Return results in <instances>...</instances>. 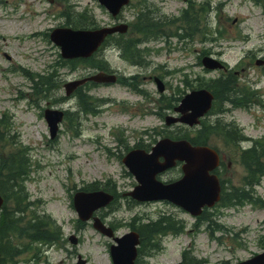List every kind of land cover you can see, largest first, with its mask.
<instances>
[{"label": "rangeland", "instance_id": "obj_1", "mask_svg": "<svg viewBox=\"0 0 264 264\" xmlns=\"http://www.w3.org/2000/svg\"><path fill=\"white\" fill-rule=\"evenodd\" d=\"M256 1H149L153 16L162 20L180 17L189 2H194L197 8L200 4H209L211 11L206 19L212 35L208 37L215 41L201 43L195 39L184 43L171 39L170 44L165 41L149 43L144 45L152 50L151 57L147 58L149 64L140 68L123 61L117 49H104L98 57H104L111 70L120 76L140 75L143 80L140 88L145 94H135L120 84L91 85L86 92L110 102L101 105L99 115L90 116L79 112L76 98H67L64 86L88 78L96 70L80 65L74 71L65 65L60 49L46 33L67 26L73 21V12L85 10L101 27L118 22L130 24L137 14V0H132L119 21L113 20L96 0H55L54 4L45 0H0V119L4 117L7 125L8 148L12 151L25 148L31 165L29 179L24 184L29 194V206L24 214L17 216L23 218L24 225L31 218L44 216L56 221L62 229L60 240L51 246L40 245L38 240H15V252H22L16 258L17 264H113L110 247L114 241L94 229L92 221L79 226L78 214L73 207L74 195L80 189L93 182L107 181L116 184L120 198L114 207L97 214L108 227H117L118 236L130 231L125 225L133 219H137L138 226L161 217H171L187 225V233L177 239L172 235L165 237L163 251L150 257L143 255L139 264H177L182 261L183 253L191 248L193 251L189 256L207 264H236L263 252L264 207L259 203L214 209L213 214L221 215L213 218L212 238L208 225L198 229L195 218L169 203H138L124 196L134 190L137 182L121 159L128 148H134L142 140L149 149L156 141L167 137L166 134L184 135L190 131L192 136L196 135L197 129L179 125L167 127L165 117L173 111L160 110L165 104L157 103V100L171 97L178 87L182 94L176 96H184L196 87L198 78L208 82L226 74L206 71L198 59L203 51L210 52L213 58L221 59L231 71L237 72L238 87L251 90L252 99L258 102L250 104L249 109L211 114L206 120L234 123L244 136L264 139V65H257L258 61L264 60V5H258ZM69 6L72 9L67 11ZM62 12L70 14V19L60 17ZM205 26L203 23L201 28ZM217 29L225 31L224 38L219 37ZM22 68L32 74H53L54 93L48 98L35 95ZM154 76L165 83L164 94L158 92L152 81ZM185 76H188L187 81L190 80V87H184ZM49 108L69 111L75 118L74 122L67 119L61 123L55 139H51L44 117V111ZM224 108L230 109V106L224 105ZM119 137L125 141L124 146ZM209 143L219 150L221 158H226L220 169L225 189L244 188L246 170L240 164L238 152L218 138L212 137ZM249 146L250 143H244L241 148L245 150ZM181 175L180 169H174L160 179L169 182ZM252 196L254 201L257 198L264 200V179ZM8 207H11L10 202ZM217 225L228 231H217ZM49 228L51 230L52 226ZM74 238L76 244H73Z\"/></svg>", "mask_w": 264, "mask_h": 264}, {"label": "water", "instance_id": "obj_2", "mask_svg": "<svg viewBox=\"0 0 264 264\" xmlns=\"http://www.w3.org/2000/svg\"><path fill=\"white\" fill-rule=\"evenodd\" d=\"M53 2V0H50ZM101 5L116 17L121 9L129 4L130 0H98ZM127 26L104 28L96 31H73L71 29H57L52 35V41L61 47L62 57L65 59L91 57L109 35L127 32ZM206 68L213 70L221 65L206 57L203 60ZM98 83L115 82L114 76L99 74L90 78ZM87 80L73 82L66 85L67 95L70 96ZM159 90L164 91V85L157 80ZM213 96L207 90L194 91L185 96L176 112L182 114L180 118L168 117L167 124L177 122L191 127L198 125L212 107ZM64 112L59 110L46 111V120L49 124L51 136L55 138L58 125L62 122ZM164 161L161 162L160 159ZM185 162L183 166L184 178L170 185H163L157 181V175L176 166L177 162ZM124 164L129 168L140 186L129 195L139 201L168 200L194 216H199L204 207H213L220 199V184L212 172L219 165L218 155L207 147H193L186 141L162 140L148 154L142 150L130 152L124 158ZM113 197L103 192L94 194L79 193L75 197V207L82 221L89 220L93 213L109 205ZM3 200L0 197V207ZM86 205V206H85ZM95 227L104 234L112 237L111 229H106L98 219ZM119 246L112 247L115 264H134L137 257L136 246L139 244V235L131 233L122 239H116ZM1 257V255H0ZM240 264H264V253Z\"/></svg>", "mask_w": 264, "mask_h": 264}, {"label": "trees", "instance_id": "obj_3", "mask_svg": "<svg viewBox=\"0 0 264 264\" xmlns=\"http://www.w3.org/2000/svg\"><path fill=\"white\" fill-rule=\"evenodd\" d=\"M67 17V15H65ZM185 20L183 21L186 27L193 28V25H197L199 22L196 20L195 15L185 16ZM70 19V17H68ZM202 21V20H201ZM153 24V21L144 13L140 14L136 19L135 23L131 25V34L129 36H118L112 37L110 39L111 42L108 44L120 47L122 50V55L125 60L130 62L132 65L139 64L142 60V53L145 52V56L150 55L149 50H141V44L146 43L152 35V29H157L158 27ZM73 28L76 29H85V28H96L97 24L94 21L93 17L88 14V11L83 13H75L73 12V21L68 23ZM159 26V25H158ZM190 34H186V36H194L197 32L189 31ZM135 35V36H134ZM143 51V52H142ZM65 65H68L71 69L75 70L78 68L80 64L74 62H65ZM91 67H95L99 70H104L105 61L103 60H91L89 62ZM30 80L33 82V89L37 92L36 94L40 96L50 95L56 88L53 85V74L49 75H33L27 74ZM233 76H229L227 80H219L213 83V80L209 82H204L202 80H198L199 88H208L215 94L216 103L215 108L216 111H219V106L225 102L229 101L234 95L236 91L235 81H233ZM134 79V80H133ZM133 80V81H132ZM132 81L130 86L134 90H138V84L136 77L129 79ZM202 81V82H201ZM189 85L188 83H186ZM142 94L143 92H138ZM179 94V93H178ZM78 103L80 107V111L86 114L97 115L99 113L97 105V100L88 93H84L81 89L77 93ZM175 100V103L179 101V98L172 96L167 102V107L172 108V103ZM163 101V100H160ZM244 99H239L238 102H243ZM70 122L73 120L69 119ZM227 127L230 130H235L234 125L221 126L217 123L213 127V123L203 122L202 126L197 134V136L190 137L188 133L180 136H175L177 139H188L192 142L193 145L207 144L208 139L211 135H213V131L217 134L224 135V140L227 145H234V147L238 146V142L241 140L240 137L231 136V133L228 132ZM7 126L5 121H0V190L5 197L6 204L3 208V213L0 216V248L3 251V259L1 264H5L6 262L13 261L15 256V252L8 251L6 253L4 249L8 247L9 244L13 242L14 239L26 238L31 239L32 241L38 240L43 244H48L50 241L59 240L60 228L53 224V230H46L50 226L49 220L45 218H31L30 222H28L25 228L21 227V223L23 222L22 217H18L17 214L22 215L27 210L28 203V195L24 188V183L30 176V163L27 156V150L19 149L15 151H7L9 142L7 140V136L5 130ZM242 138V137H241ZM122 143V140L119 141ZM237 142V143H236ZM124 146V145H123ZM137 148L148 149V145H145L143 142L136 145ZM261 152L257 149H252L248 152L240 151V161L241 164L247 169L248 176L244 180L246 185L249 186V189L253 190V188L258 185L264 176V162L262 161V157H264V145L262 146ZM130 148H128V151ZM97 184L89 185L87 190H96L98 189ZM109 188H115L112 186H105L108 190ZM245 190H237L234 189L228 198L225 197V202L237 201V204H243L245 201H252L250 192H244ZM8 202L11 203V207H8ZM230 204H233L232 202ZM206 215V213H205ZM211 218H208V221ZM213 224V222L211 223ZM183 224L179 225L178 222L174 221L171 218H161L157 222H150L148 224H143L138 229L143 238V246L141 251L144 249L150 248L156 249L157 243L156 238L160 235H165L168 231H173L175 233L183 231ZM153 242V243H152ZM13 248V245H12Z\"/></svg>", "mask_w": 264, "mask_h": 264}, {"label": "bare ground", "instance_id": "obj_4", "mask_svg": "<svg viewBox=\"0 0 264 264\" xmlns=\"http://www.w3.org/2000/svg\"><path fill=\"white\" fill-rule=\"evenodd\" d=\"M171 22H172V19L171 20H168V19L163 20L162 23L159 25V29H162V28L168 26Z\"/></svg>", "mask_w": 264, "mask_h": 264}]
</instances>
